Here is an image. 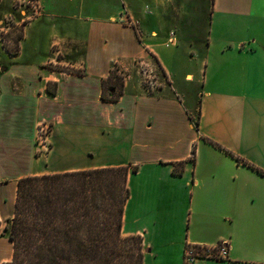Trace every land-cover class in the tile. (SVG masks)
<instances>
[{
  "label": "crops",
  "instance_id": "obj_1",
  "mask_svg": "<svg viewBox=\"0 0 264 264\" xmlns=\"http://www.w3.org/2000/svg\"><path fill=\"white\" fill-rule=\"evenodd\" d=\"M112 2H46L45 16L65 26L46 44L49 55L54 40L64 45L63 59L49 56L54 67L39 58L35 19L19 53L4 54L0 264L14 253L3 231L21 178L121 167V234L141 238L143 264H183L186 244L220 241L226 260L195 264H264V0ZM182 41L179 63L169 48ZM114 69L123 91L103 99Z\"/></svg>",
  "mask_w": 264,
  "mask_h": 264
},
{
  "label": "trees",
  "instance_id": "obj_2",
  "mask_svg": "<svg viewBox=\"0 0 264 264\" xmlns=\"http://www.w3.org/2000/svg\"><path fill=\"white\" fill-rule=\"evenodd\" d=\"M17 45L5 48L7 53L18 54ZM110 81L113 85L106 86ZM111 87L116 88L112 94ZM103 89V99L122 93L115 69ZM126 176L121 167L21 178L14 216L3 231L14 253L3 264H143L141 238L121 234Z\"/></svg>",
  "mask_w": 264,
  "mask_h": 264
},
{
  "label": "rangeland",
  "instance_id": "obj_3",
  "mask_svg": "<svg viewBox=\"0 0 264 264\" xmlns=\"http://www.w3.org/2000/svg\"><path fill=\"white\" fill-rule=\"evenodd\" d=\"M47 1L48 0H0V64H3L4 54L7 53L5 48L12 51L15 50L16 45L19 44L17 46L20 51L21 40L19 39L20 37L22 39L24 36L25 25L34 19L37 20L33 29L35 33L34 43L39 50V58L45 59L47 57L46 66L48 67H54V63L48 60L50 55L56 56L58 59L64 58L62 53L64 51V45L60 40L53 41V44H51L50 55L46 50V44L49 37H51L53 34L58 36L62 35L65 27L62 24L57 25V20L55 23H51L48 17L45 16V12H49L46 4ZM99 1H105L107 4L113 5L112 0ZM67 2L68 0H57L59 6H65ZM17 39L18 41H16ZM24 44L25 45L23 46L25 51L32 47V42H26ZM188 49V44L183 41L179 42L177 47L169 48V50H171V52H173L175 55L180 56L179 63H182V60H186V56H183L182 54H184V52ZM191 64V68L197 71V62L195 61ZM177 85L179 89L186 88L182 86V84L177 83L175 86L177 87ZM38 143L39 142L36 140V144ZM4 234H8V232Z\"/></svg>",
  "mask_w": 264,
  "mask_h": 264
},
{
  "label": "built area",
  "instance_id": "obj_4",
  "mask_svg": "<svg viewBox=\"0 0 264 264\" xmlns=\"http://www.w3.org/2000/svg\"><path fill=\"white\" fill-rule=\"evenodd\" d=\"M169 44H174V39L168 40ZM142 75L144 80V86L153 87L154 78L150 72L142 68ZM50 130V126L47 123H42L37 128L36 140L39 142V146L43 148L42 151L48 150L46 145V136ZM184 247L183 264H195V262L203 260H226L228 258V245L226 241H220L214 246H206L204 244H186Z\"/></svg>",
  "mask_w": 264,
  "mask_h": 264
}]
</instances>
